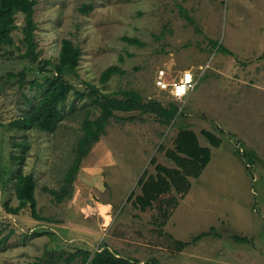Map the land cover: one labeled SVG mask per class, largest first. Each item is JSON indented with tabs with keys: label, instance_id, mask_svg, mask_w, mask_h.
Segmentation results:
<instances>
[{
	"label": "rangeland",
	"instance_id": "1",
	"mask_svg": "<svg viewBox=\"0 0 264 264\" xmlns=\"http://www.w3.org/2000/svg\"><path fill=\"white\" fill-rule=\"evenodd\" d=\"M32 1L39 59L21 57L28 50L22 13L14 15L11 44L0 42V264H83L79 256L65 257L105 247L141 264H264V0H93L87 12L79 8L87 0ZM62 39L80 49V59L67 77L74 89L55 128L11 127L42 97L32 81L43 86L53 74L50 65L39 72L40 60L55 63ZM111 65L122 73L101 83ZM187 68L197 81L184 101L155 87L156 78L173 80ZM128 89L145 102L176 104L175 118L167 124L154 113L115 112L82 159L71 198L56 202L47 189L63 182L82 120L99 115L97 97ZM182 130L210 148L211 160L189 178L188 192L176 196L160 229L132 201L141 177L155 176L156 165L174 167L166 150ZM205 130L220 138L218 148ZM19 172L35 179L34 211L41 219L29 206L7 210L18 204ZM203 232L209 234L193 241ZM235 235L248 241L236 242ZM178 241L187 245L178 250Z\"/></svg>",
	"mask_w": 264,
	"mask_h": 264
},
{
	"label": "trees",
	"instance_id": "2",
	"mask_svg": "<svg viewBox=\"0 0 264 264\" xmlns=\"http://www.w3.org/2000/svg\"><path fill=\"white\" fill-rule=\"evenodd\" d=\"M93 0L83 2L79 7L82 12H87L92 8ZM34 2L32 0H0V42L11 44L12 38L10 32L14 27L15 16L18 12L27 17L28 24L25 29L24 43L27 45L26 54L22 58H29L32 62L39 59V52L36 51V43L33 38V29L35 23L32 19ZM184 17L190 24H195V20L187 14ZM123 40L130 43L141 45V42L135 37L124 36ZM224 52L228 50L223 49ZM80 59V49L69 39H62L57 61L53 63L50 59H41L39 72L42 74L47 71L46 66L53 68V74L45 76L43 86L32 81L37 87L43 88L42 97L34 104L28 112L26 118L11 122L10 126L17 129L35 128L39 131H52L57 121L62 115V106L67 96L74 86L67 80L69 75L75 74ZM50 71V70H48ZM122 73V70L111 65L105 68L100 74V82H107L111 76ZM90 88L95 90L91 84ZM77 92V91H76ZM121 96V97H117ZM99 107V115L90 118L88 115L81 122L82 133L79 136L75 148L74 158L63 176V182L58 190L47 189L54 197L56 202H61L71 198L73 183L78 173L82 159L88 153L90 147L99 141L100 137L105 134L106 126L110 119L116 117L115 112L129 113L139 111V113H154L163 117V123L170 124L175 118L177 112L176 104L171 103L168 107L162 106L160 102L153 100L145 102L138 92L128 89L113 92L112 95L102 94L95 100ZM160 118V119H161ZM134 116H129L127 120L134 121ZM1 126V125H0ZM203 136L210 146L218 148L221 144L220 138L212 132L202 131ZM166 156L174 164L173 168H166L156 165V175L141 177L138 180L140 194L134 197L132 206L137 208L141 213L150 214L155 219L158 227L163 228L178 204V197H183L190 188L189 178H197L203 169L211 160V150L208 147L201 146L197 135L191 130H182L177 133L173 140V147L166 150ZM36 182L30 173H17L14 183V195L18 204L16 207H8V212L13 214L29 206L32 215L36 219H41L35 214L34 208ZM133 194H130V201ZM7 207V206H6ZM209 232H203L196 236L195 240L201 239L208 235ZM234 241L245 243L248 241L245 237L233 236ZM187 242H176L179 249L184 248ZM117 252L110 251L106 247L100 251L91 253L87 250H77L68 254L65 261L72 262L78 256L83 264H141L139 261L131 258L121 257ZM158 264L155 259L150 263Z\"/></svg>",
	"mask_w": 264,
	"mask_h": 264
},
{
	"label": "built area",
	"instance_id": "3",
	"mask_svg": "<svg viewBox=\"0 0 264 264\" xmlns=\"http://www.w3.org/2000/svg\"><path fill=\"white\" fill-rule=\"evenodd\" d=\"M197 79L191 68L182 70L179 75L173 80L158 77L155 80V87L163 92L169 94V96L177 101H184L195 87Z\"/></svg>",
	"mask_w": 264,
	"mask_h": 264
}]
</instances>
